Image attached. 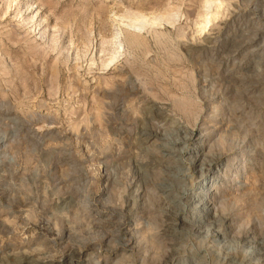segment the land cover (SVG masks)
Returning a JSON list of instances; mask_svg holds the SVG:
<instances>
[{
	"label": "rangeland",
	"instance_id": "374dc122",
	"mask_svg": "<svg viewBox=\"0 0 264 264\" xmlns=\"http://www.w3.org/2000/svg\"><path fill=\"white\" fill-rule=\"evenodd\" d=\"M205 1L0 0V264H264V0Z\"/></svg>",
	"mask_w": 264,
	"mask_h": 264
},
{
	"label": "bare ground",
	"instance_id": "6f19581e",
	"mask_svg": "<svg viewBox=\"0 0 264 264\" xmlns=\"http://www.w3.org/2000/svg\"><path fill=\"white\" fill-rule=\"evenodd\" d=\"M204 8L210 10V8H211V1L206 0L205 3H204ZM127 14L126 13L125 14H122V15L120 14L119 16L116 17V19L113 20V22H114V24L116 26V30L113 32V35H112L111 39L108 41V43H110V44L113 45V48H112V51L110 53L109 58H107L105 61H103L101 63V67L104 68L105 70H109V69L111 70V68H113L115 66V63L117 62V60H119V58L122 56V54L124 52V46L120 42V37L122 35V30H123L122 27H123V25H125L126 27H129L131 29L141 31L143 29L145 30L148 26L149 27H154V26H158V25H161L162 26L163 23L164 24L167 23V24L172 25L175 22L173 16L172 17H166L165 18V17H163L161 15L160 16H157L156 15V16H152L153 18H151V19L149 18L150 20L148 18L146 20V18H144L143 16H141V14H140V16H135V15L133 16L132 14H131L132 16L131 15L129 16ZM213 18H214V16L209 15V12L208 11L204 15H202L200 17V21L195 23V25L198 27L197 30H196V32L197 33H203L209 27V25L212 22V19ZM151 29H153V28H151ZM147 31H149V30H147ZM43 35H44V33H41V36H43ZM131 42H132V44L134 46H137V43L135 42V39H132ZM137 50H138V48H137ZM159 108H160V106H159ZM141 134H142V136L145 137V140L146 141H154L156 139V137H157V134L154 133V132L149 133V132L142 131ZM192 138H193V136H191V138H190V136L187 135V136H184L182 138H176V139H174V138H172V135H171V136H169V139L167 140V144L176 145V144H179V143H189L192 140ZM167 151L173 152V151H175V149L169 148ZM216 161L217 160H215V163H216ZM212 165L213 164L211 163L207 167L208 168H211ZM176 168H177V166H175V165L172 166V167H167L166 170H165V172L168 175H173L174 176L173 179H175L176 176H179V175H177L173 171V169H176ZM174 186H175L174 182L171 181V182H169V184H164V183L160 184L158 188L161 191H173V190H175V189H173ZM176 188H177V186H176ZM200 194L202 195V198L203 199L200 202L199 206H197V208H194V209H200V210H207V209H209L211 202L209 200H207V198L210 197V196H211V198H213L214 195H212V192H210V191H205V192H202ZM169 201L172 202L173 205H175V206L179 203V201L176 200V199H171V200L169 199ZM32 262L34 263L35 261H32ZM34 264H37V263H34Z\"/></svg>",
	"mask_w": 264,
	"mask_h": 264
}]
</instances>
